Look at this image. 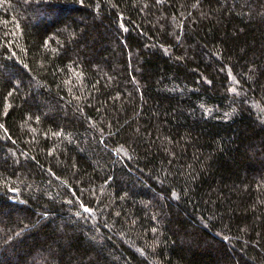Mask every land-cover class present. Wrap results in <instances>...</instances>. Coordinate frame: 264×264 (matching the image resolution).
Returning a JSON list of instances; mask_svg holds the SVG:
<instances>
[{
    "label": "trees",
    "instance_id": "trees-1",
    "mask_svg": "<svg viewBox=\"0 0 264 264\" xmlns=\"http://www.w3.org/2000/svg\"><path fill=\"white\" fill-rule=\"evenodd\" d=\"M0 264H264V0H0Z\"/></svg>",
    "mask_w": 264,
    "mask_h": 264
}]
</instances>
